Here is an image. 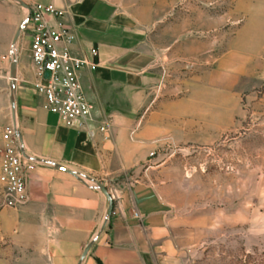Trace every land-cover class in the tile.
<instances>
[{
  "label": "crops",
  "instance_id": "1",
  "mask_svg": "<svg viewBox=\"0 0 264 264\" xmlns=\"http://www.w3.org/2000/svg\"><path fill=\"white\" fill-rule=\"evenodd\" d=\"M21 1L66 10L72 51L93 62L80 70L79 80L94 111L82 128L64 126L44 108L30 58L16 59L15 121L21 148L34 164L26 173V202L0 208V234L15 247L17 264H184L195 222L169 212L173 182L144 180L149 170H140L159 141L160 122L136 115L154 80L147 45L170 0ZM234 9L246 14L242 27L250 39L264 34V0H236ZM10 97L0 84V153L3 128L13 121ZM103 119L104 132L98 130ZM95 182L111 196L106 222L108 201ZM176 195L178 206L183 191Z\"/></svg>",
  "mask_w": 264,
  "mask_h": 264
},
{
  "label": "rangeland",
  "instance_id": "2",
  "mask_svg": "<svg viewBox=\"0 0 264 264\" xmlns=\"http://www.w3.org/2000/svg\"><path fill=\"white\" fill-rule=\"evenodd\" d=\"M235 2L170 0L147 45L154 80L136 115L158 119L160 133L140 171L149 170L145 181L173 182L169 212L195 222L184 264H264V34L249 38ZM25 15L0 0L7 89L12 57L29 60L24 27L12 43ZM0 264H17L1 234Z\"/></svg>",
  "mask_w": 264,
  "mask_h": 264
},
{
  "label": "built area",
  "instance_id": "3",
  "mask_svg": "<svg viewBox=\"0 0 264 264\" xmlns=\"http://www.w3.org/2000/svg\"><path fill=\"white\" fill-rule=\"evenodd\" d=\"M24 25L29 58L38 81L35 90L44 99V108L54 113L66 127L82 128L92 120L93 105L86 99L79 80L82 68L93 64L84 54L72 51L75 35L64 22L66 10L51 3H34L28 8ZM91 56L96 48H90ZM49 71L48 78L43 72ZM102 120L99 131L107 130ZM17 124L8 122L2 131L4 146L0 153V205L16 207L27 200L26 173L34 164L22 152Z\"/></svg>",
  "mask_w": 264,
  "mask_h": 264
},
{
  "label": "water",
  "instance_id": "4",
  "mask_svg": "<svg viewBox=\"0 0 264 264\" xmlns=\"http://www.w3.org/2000/svg\"><path fill=\"white\" fill-rule=\"evenodd\" d=\"M15 2H17L20 6L24 7V8H28V6L26 4H24L21 0H13ZM25 22H26V19H24L23 21L20 22L14 36H13V39H12V43H14L16 41V39L18 38L21 30L23 29L24 25H25ZM15 69H16V57L13 56L12 57V60L9 64V75H10V78L12 79V85L10 87V93H11V97H10V108H11V113H12V119H13V123L16 124V121H15V107H14V97H13V94H14V91H15V85H14V81L16 79V73H15ZM49 76V71L48 70H45L43 72V77L44 78H48ZM17 135L20 139V135H19V132H17ZM24 156L26 158H29L23 151V149H21ZM52 166L55 168V169H58V170H62V171H65L69 174H71L72 176H74L75 178L83 181V179L81 178V176L70 170V169H67L65 168L64 166H61L59 164H52ZM96 183V187L105 195L107 201H108V207H107V212H106V218H105V222H106V219L107 217L110 215L111 213V210H112V200H111V196L110 194L108 193V190L107 188L101 183V182H95ZM104 222V224H105ZM90 247V244H88L85 248H84V251H83V254L82 256H84L86 254V252L88 251Z\"/></svg>",
  "mask_w": 264,
  "mask_h": 264
}]
</instances>
